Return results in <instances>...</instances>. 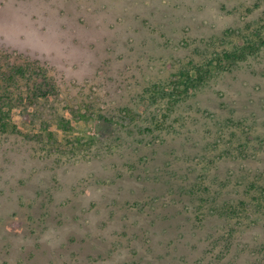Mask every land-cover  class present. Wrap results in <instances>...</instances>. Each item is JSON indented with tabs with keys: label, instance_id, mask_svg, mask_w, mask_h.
Instances as JSON below:
<instances>
[{
	"label": "rangeland",
	"instance_id": "374dc122",
	"mask_svg": "<svg viewBox=\"0 0 264 264\" xmlns=\"http://www.w3.org/2000/svg\"><path fill=\"white\" fill-rule=\"evenodd\" d=\"M0 127V264H264V0H0Z\"/></svg>",
	"mask_w": 264,
	"mask_h": 264
},
{
	"label": "trees",
	"instance_id": "16d2710c",
	"mask_svg": "<svg viewBox=\"0 0 264 264\" xmlns=\"http://www.w3.org/2000/svg\"><path fill=\"white\" fill-rule=\"evenodd\" d=\"M230 65H231V63H230ZM3 124V122H1V125ZM11 127V131H14L15 130V128L14 127H12V126H10ZM1 128V127H0ZM5 129L6 130H9L10 128H9V126H5ZM0 130H2V129H0ZM2 132H4V131H2Z\"/></svg>",
	"mask_w": 264,
	"mask_h": 264
}]
</instances>
